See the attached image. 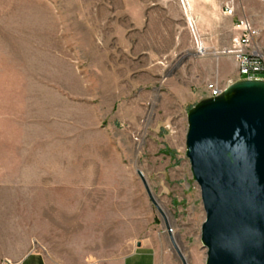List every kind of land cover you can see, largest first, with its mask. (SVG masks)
I'll list each match as a JSON object with an SVG mask.
<instances>
[{
    "label": "rangeland",
    "instance_id": "1",
    "mask_svg": "<svg viewBox=\"0 0 264 264\" xmlns=\"http://www.w3.org/2000/svg\"><path fill=\"white\" fill-rule=\"evenodd\" d=\"M144 1L138 29L126 0H0V243L28 241L50 264H112L141 245L182 264L169 227L206 264L187 114L240 80L238 31L211 36L205 20L235 3Z\"/></svg>",
    "mask_w": 264,
    "mask_h": 264
},
{
    "label": "water",
    "instance_id": "2",
    "mask_svg": "<svg viewBox=\"0 0 264 264\" xmlns=\"http://www.w3.org/2000/svg\"><path fill=\"white\" fill-rule=\"evenodd\" d=\"M187 121L186 157L206 214V264H264V80L236 81L189 110Z\"/></svg>",
    "mask_w": 264,
    "mask_h": 264
},
{
    "label": "crops",
    "instance_id": "3",
    "mask_svg": "<svg viewBox=\"0 0 264 264\" xmlns=\"http://www.w3.org/2000/svg\"><path fill=\"white\" fill-rule=\"evenodd\" d=\"M170 1L171 0H161L160 2L161 4H170ZM232 1L235 3V8H233L237 12V15L235 17L232 18L225 16L222 10L218 13L217 18L213 17L211 11L210 15H208L205 19L210 26V35H219L221 37L225 36V39L230 38L229 31L231 33L235 32V34L237 33L235 25L238 21V18H246L247 20L252 22L254 26L259 30L260 36L257 40V43L261 47V45H263L262 43L264 38V0ZM126 2L130 3V5L132 6L130 17L133 24L139 29L140 26H142L143 19V16L140 13H142V7L146 4V2L144 0H126ZM167 9H169V5L167 6ZM167 15H171L169 11L167 12ZM170 18L175 19V15L173 14ZM217 19H219L221 23H225L226 29L224 27H218ZM200 32L203 33L199 30V34ZM175 34L181 35V32L178 33V30H175ZM181 41L183 40L179 39L180 43H178V45H180V49H189L188 43L186 44V42ZM217 45L218 42H214L212 39L209 40L206 38V40L204 41V48L206 51L209 49H214ZM196 78L197 87H201L203 85V83L201 84V79H199L198 77ZM199 94L200 96L203 95L204 90H201ZM6 242H8L9 245ZM11 242L12 240H8L0 243V264H50L43 254L32 249L30 242L27 241L23 248L19 246L17 249H14ZM112 264H158V258L156 256V253L150 247L141 245L125 257L115 260Z\"/></svg>",
    "mask_w": 264,
    "mask_h": 264
},
{
    "label": "built area",
    "instance_id": "4",
    "mask_svg": "<svg viewBox=\"0 0 264 264\" xmlns=\"http://www.w3.org/2000/svg\"><path fill=\"white\" fill-rule=\"evenodd\" d=\"M224 14L227 17H235L234 8L227 6ZM195 22L190 19V26L196 35ZM238 34L232 39V50L239 64L240 80H264V53L261 51L257 40L259 30L246 18H238L235 25ZM211 98L222 94L221 90L210 86Z\"/></svg>",
    "mask_w": 264,
    "mask_h": 264
},
{
    "label": "bare ground",
    "instance_id": "5",
    "mask_svg": "<svg viewBox=\"0 0 264 264\" xmlns=\"http://www.w3.org/2000/svg\"><path fill=\"white\" fill-rule=\"evenodd\" d=\"M185 1V0H184Z\"/></svg>",
    "mask_w": 264,
    "mask_h": 264
}]
</instances>
